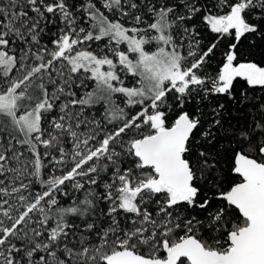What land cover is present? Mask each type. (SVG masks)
<instances>
[{
  "label": "snow or ice",
  "instance_id": "1",
  "mask_svg": "<svg viewBox=\"0 0 264 264\" xmlns=\"http://www.w3.org/2000/svg\"><path fill=\"white\" fill-rule=\"evenodd\" d=\"M245 41L264 44V0H0V264H264Z\"/></svg>",
  "mask_w": 264,
  "mask_h": 264
},
{
  "label": "trees",
  "instance_id": "2",
  "mask_svg": "<svg viewBox=\"0 0 264 264\" xmlns=\"http://www.w3.org/2000/svg\"><path fill=\"white\" fill-rule=\"evenodd\" d=\"M69 2L70 3H78L79 0H69ZM194 22L198 25L199 31L201 32L202 45L204 47H206L209 44H211L213 42V40L215 39L214 34L210 33V31H208V29L206 27H204L199 20H196ZM50 38H51L50 36L44 37L45 41H47ZM222 49H223V44H221L220 48L216 51V55L211 58L209 65L206 69L207 71L212 72L216 68H218L219 62L222 59V57L220 55V51ZM241 51L248 52L250 54L249 55L250 59H254L257 61L264 59V44H261L259 41L257 42V47L254 49H250L248 46V42L245 41L241 46ZM127 78L129 80H131L132 84L134 83L133 78H131V77H127ZM92 86H94V85H92ZM257 95H259V93ZM114 99H116L117 104H119L121 107H124V105L120 99H117L115 97H114ZM215 102L225 103L227 108H228V111L225 113V117L228 121V123L225 124L226 128L228 127V124L240 125V124H246L247 123L249 108L244 107V106H233L231 104V102L226 101L224 98H217L216 101H213V103H215ZM204 103H205V105H207L209 102H204ZM208 110H210V109H208ZM126 111H128V109H126ZM136 111H137V108L131 109L132 114H134ZM103 113H104V107H102L101 104L95 105L90 111V115H96L97 119H101V117L103 116ZM107 127L113 128L114 125H108ZM219 134L223 135V130H221V132ZM198 138H199L201 143H204L203 137H198ZM125 139H127V137ZM65 147H66V150L71 151V142L69 141V143L66 144ZM116 147L118 148V145ZM227 167H228V165L225 163L223 165V168L226 170ZM213 175L219 177L220 173L216 172V173H213ZM24 182L26 183L27 180H25ZM7 183L8 182L5 181V185H7ZM18 184H19V181L17 182V186H18ZM36 188L38 189L39 185H37ZM24 194L27 195L28 193L25 192ZM15 195H18V194H13V196H15ZM76 195L78 197L82 198V193H76ZM5 198L11 199L10 197H5ZM61 202L64 206H67V204L70 203L69 201H67L66 198H63V197H61ZM101 207H104V205L101 204ZM101 219H103V218H101Z\"/></svg>",
  "mask_w": 264,
  "mask_h": 264
},
{
  "label": "rangeland",
  "instance_id": "3",
  "mask_svg": "<svg viewBox=\"0 0 264 264\" xmlns=\"http://www.w3.org/2000/svg\"><path fill=\"white\" fill-rule=\"evenodd\" d=\"M125 84L131 86V80H129L127 77L125 78Z\"/></svg>",
  "mask_w": 264,
  "mask_h": 264
}]
</instances>
